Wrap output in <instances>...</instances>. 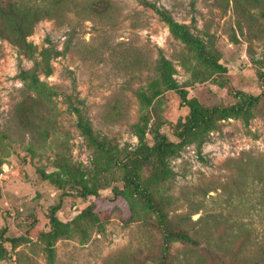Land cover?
<instances>
[{"label": "rangeland", "instance_id": "1", "mask_svg": "<svg viewBox=\"0 0 264 264\" xmlns=\"http://www.w3.org/2000/svg\"><path fill=\"white\" fill-rule=\"evenodd\" d=\"M76 2L28 36L54 51L44 88L21 73L34 61L0 37V264H48L53 207L66 231L56 264H224L204 245L234 253L229 264H264V96L231 108L263 91L264 0ZM163 57L175 90L161 82ZM152 83L161 93L145 105L138 92ZM190 102L210 120L191 127ZM130 156L164 218L195 229L200 247H167L159 213L123 187Z\"/></svg>", "mask_w": 264, "mask_h": 264}, {"label": "trees", "instance_id": "2", "mask_svg": "<svg viewBox=\"0 0 264 264\" xmlns=\"http://www.w3.org/2000/svg\"><path fill=\"white\" fill-rule=\"evenodd\" d=\"M37 1V2H36ZM34 3L32 0H0V37L9 39L15 45H17L20 51L34 61V65L29 70H22L23 78L29 80V84L33 88H44L38 75L40 73L50 74L51 65L50 60L53 56V48H43L42 51H38V47L31 41H28V36L32 34L36 23L45 17H58L62 15L65 10H72V6L77 7L76 0H36ZM107 5L104 7V12L110 9L111 2L107 1ZM89 2L84 9L93 11V2ZM102 10V11H103ZM163 18L170 24L171 30L183 38L187 43L194 42L190 33L181 27L176 21L168 17L166 13H162ZM161 82L169 90H175L178 88L177 83L173 79L172 67L168 60L163 57L161 60ZM263 80V91L259 95L243 94V97L237 102V105L231 107L236 112H241L245 109H250L254 104H257L262 96H264V73L261 74ZM161 93V89L152 83L148 92L139 91L138 96L142 103L151 104L156 95ZM193 110L196 112L190 117L191 127L199 126L201 123H206L210 120L208 117L202 116L196 109L195 103L190 102ZM80 115L79 124L88 133L91 134V128L89 124L84 122L81 116L80 109H76ZM187 132V131H185ZM97 145L104 150L109 151V146L106 142L96 141ZM167 150V137L163 136L159 143H156L153 147V152H156L161 156ZM125 174L123 177V187L132 191L144 198L146 204L160 215V225L164 232V242L169 247L174 242H182L191 247H200L205 242L202 240L197 231H193L190 228L184 227L182 224L178 228H175L170 220L165 219L160 203H157L149 190L143 187L139 173L135 164V158L130 156L122 163ZM117 194V192H116ZM56 207L52 208L51 214V230L45 234V241L47 245L45 247L48 264H56V249L55 242L58 238L65 235V225L55 216ZM90 215L95 219H99V212L92 211V208L88 209ZM20 240L19 237L11 239L13 243H17ZM210 242V239H206ZM203 248L213 257L219 259L224 264H229L236 255L234 253L229 254L227 251L220 252L215 247L209 245L203 246ZM1 256H5L4 250H0ZM161 264H167V256L163 257Z\"/></svg>", "mask_w": 264, "mask_h": 264}]
</instances>
